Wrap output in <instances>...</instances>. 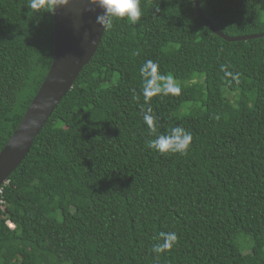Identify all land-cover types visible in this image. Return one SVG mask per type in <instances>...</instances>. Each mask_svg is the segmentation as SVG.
<instances>
[{
	"label": "trees",
	"instance_id": "obj_1",
	"mask_svg": "<svg viewBox=\"0 0 264 264\" xmlns=\"http://www.w3.org/2000/svg\"><path fill=\"white\" fill-rule=\"evenodd\" d=\"M194 1L140 0L104 30L0 188V264H264V36L227 41ZM200 7L264 33V0ZM52 9L0 0V150L51 65ZM176 127L185 155L148 147Z\"/></svg>",
	"mask_w": 264,
	"mask_h": 264
},
{
	"label": "water",
	"instance_id": "obj_2",
	"mask_svg": "<svg viewBox=\"0 0 264 264\" xmlns=\"http://www.w3.org/2000/svg\"><path fill=\"white\" fill-rule=\"evenodd\" d=\"M65 3V0H53ZM196 14L216 35L227 41L264 36V33L229 37L203 14L200 0L194 1ZM101 9L90 0H68L53 10V52L49 70L27 107L19 125L0 150V186L28 153L34 137L57 104L71 89L77 75L94 55L104 30L96 23Z\"/></svg>",
	"mask_w": 264,
	"mask_h": 264
},
{
	"label": "clouds",
	"instance_id": "obj_3",
	"mask_svg": "<svg viewBox=\"0 0 264 264\" xmlns=\"http://www.w3.org/2000/svg\"><path fill=\"white\" fill-rule=\"evenodd\" d=\"M67 2L68 0H65V3H56L51 11L56 6ZM90 3L101 9V13L96 17V23L102 27V30L110 29L115 20H124L135 25L142 15L140 0H90ZM176 91L178 93L179 89H176ZM191 139V133L176 127L171 129L166 136H157L155 140L149 143L148 147L162 155L167 153L185 155L189 149ZM168 235L172 242L177 239L175 233H169ZM153 251L159 252L162 249L159 246H154Z\"/></svg>",
	"mask_w": 264,
	"mask_h": 264
},
{
	"label": "bare ground",
	"instance_id": "obj_4",
	"mask_svg": "<svg viewBox=\"0 0 264 264\" xmlns=\"http://www.w3.org/2000/svg\"><path fill=\"white\" fill-rule=\"evenodd\" d=\"M5 182H6V181H5ZM5 182H4V183H5ZM4 183H3V184H4ZM1 186H2V185H1ZM1 186H0V188H1ZM0 192H1V189H0ZM9 224H12V226H10ZM7 225H8L10 228H14V224H13L11 221H8Z\"/></svg>",
	"mask_w": 264,
	"mask_h": 264
},
{
	"label": "built area",
	"instance_id": "obj_5",
	"mask_svg": "<svg viewBox=\"0 0 264 264\" xmlns=\"http://www.w3.org/2000/svg\"><path fill=\"white\" fill-rule=\"evenodd\" d=\"M10 226H12V224H9Z\"/></svg>",
	"mask_w": 264,
	"mask_h": 264
}]
</instances>
